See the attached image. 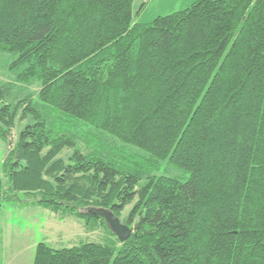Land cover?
<instances>
[{"label":"trees","instance_id":"1","mask_svg":"<svg viewBox=\"0 0 264 264\" xmlns=\"http://www.w3.org/2000/svg\"><path fill=\"white\" fill-rule=\"evenodd\" d=\"M0 52L20 69L0 84V137L29 120L0 197L104 232L42 241L32 264H264V0L148 23L133 0H0ZM33 79L36 99L18 96Z\"/></svg>","mask_w":264,"mask_h":264},{"label":"rangeland","instance_id":"2","mask_svg":"<svg viewBox=\"0 0 264 264\" xmlns=\"http://www.w3.org/2000/svg\"><path fill=\"white\" fill-rule=\"evenodd\" d=\"M195 0H133V23H148L190 7ZM15 55L0 52V84L15 82L20 69L11 67ZM18 96L33 95L36 99L40 81L33 79L26 84H16ZM11 100V98H10ZM1 105V104H0ZM29 120L19 121L9 132V140L0 137V182L8 186L3 171L4 156L8 143L15 141L17 134ZM12 199L0 197V264H32L36 246L45 241L53 247L71 246L81 239L101 241V229L88 232L76 218L60 219L47 209L31 204L29 196L21 192H7Z\"/></svg>","mask_w":264,"mask_h":264},{"label":"water","instance_id":"3","mask_svg":"<svg viewBox=\"0 0 264 264\" xmlns=\"http://www.w3.org/2000/svg\"><path fill=\"white\" fill-rule=\"evenodd\" d=\"M87 213H92L103 217L108 224L110 230L118 237L122 242L126 241L131 235V229L121 223L120 219L113 214V212L106 208H89Z\"/></svg>","mask_w":264,"mask_h":264}]
</instances>
